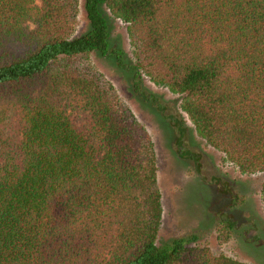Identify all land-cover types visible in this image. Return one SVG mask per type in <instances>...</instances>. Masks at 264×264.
<instances>
[{
	"label": "trees",
	"instance_id": "obj_1",
	"mask_svg": "<svg viewBox=\"0 0 264 264\" xmlns=\"http://www.w3.org/2000/svg\"><path fill=\"white\" fill-rule=\"evenodd\" d=\"M0 0V264H250L195 234L158 243L152 138L92 63L107 61L183 143L188 126L144 89L180 95L194 131L262 173L264 0ZM125 23L131 57L111 33ZM235 228L218 224L220 241Z\"/></svg>",
	"mask_w": 264,
	"mask_h": 264
},
{
	"label": "rangeland",
	"instance_id": "obj_2",
	"mask_svg": "<svg viewBox=\"0 0 264 264\" xmlns=\"http://www.w3.org/2000/svg\"><path fill=\"white\" fill-rule=\"evenodd\" d=\"M106 13L111 20L114 43L131 57L125 23L113 17L108 9ZM86 22L83 0H80L76 33ZM91 60L152 138L163 206L157 242L195 234L197 243L206 244L214 254L264 264V206L260 194L263 174L239 172L221 151L194 131L188 116L179 107L180 95L144 78L143 88L166 106L165 114H176L190 129L181 144L171 123L156 111L155 104L131 92L123 74L94 55ZM225 219L234 221L235 228L230 239L222 242L216 230Z\"/></svg>",
	"mask_w": 264,
	"mask_h": 264
}]
</instances>
